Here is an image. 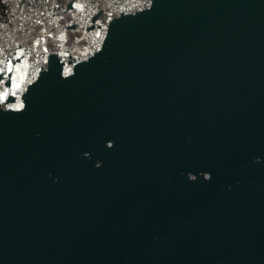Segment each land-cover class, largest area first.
Instances as JSON below:
<instances>
[{
	"label": "water",
	"instance_id": "water-1",
	"mask_svg": "<svg viewBox=\"0 0 264 264\" xmlns=\"http://www.w3.org/2000/svg\"><path fill=\"white\" fill-rule=\"evenodd\" d=\"M0 68V264H264V0H0Z\"/></svg>",
	"mask_w": 264,
	"mask_h": 264
},
{
	"label": "snow or ice",
	"instance_id": "snow-or-ice-1",
	"mask_svg": "<svg viewBox=\"0 0 264 264\" xmlns=\"http://www.w3.org/2000/svg\"><path fill=\"white\" fill-rule=\"evenodd\" d=\"M75 7L78 8V9H80V8H82L83 6H82L81 4H79V3H77V4L75 5ZM59 39L63 40V39H64V36L61 35V36L59 37ZM37 43H39V41H37ZM18 55H20V54H18ZM16 67L19 68V65H17ZM12 70H13V69H12L11 63H9V66L7 67V71L11 72ZM2 71H4V69H3V68H0V72H2ZM20 79L23 80V76H21ZM15 81H16V78L13 77V86H14L15 88H19V87H20V84H19V83H16ZM12 94L15 95L14 92H13ZM4 96H7V92L4 93ZM0 99H3V96H0ZM13 107H16V108H22L23 105L17 103V104H15V105H13Z\"/></svg>",
	"mask_w": 264,
	"mask_h": 264
}]
</instances>
